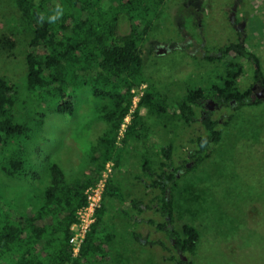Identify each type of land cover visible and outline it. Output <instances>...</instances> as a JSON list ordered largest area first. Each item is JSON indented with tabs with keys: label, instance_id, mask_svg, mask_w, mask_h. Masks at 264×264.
Returning a JSON list of instances; mask_svg holds the SVG:
<instances>
[{
	"label": "rangeland",
	"instance_id": "374dc122",
	"mask_svg": "<svg viewBox=\"0 0 264 264\" xmlns=\"http://www.w3.org/2000/svg\"><path fill=\"white\" fill-rule=\"evenodd\" d=\"M238 1L236 5L235 0H167L164 15L154 20L150 37L143 45V72L153 81L155 91L168 95L171 112L164 116L146 106L141 109L139 120L148 124L150 133L143 141L130 138L122 153L115 177V184L121 188L120 200L107 198L104 214V226L115 238L106 260L97 264H176L168 259L170 256L191 258L193 264H264V103L240 110H236V104H212L222 139L213 146L208 159L184 176L178 174L175 226L180 229L182 223L188 222L199 229L201 238L193 256L175 250L167 233L149 223V219H158L156 211L146 209L139 214L130 206L133 198L150 205L157 194L144 184L149 178L142 170V162L148 156L158 169L164 160L161 149L165 143L174 144V166L194 165L190 154L197 147L195 139L206 134L204 108L196 107L195 121L189 124L172 110L187 89L207 87L224 73L222 63L208 61L205 56L214 55L228 42L240 41L238 30L230 22L235 8L239 9L235 16L245 34L241 41L259 55L264 71V0ZM242 11L246 19L240 18ZM127 30V26L122 27L123 32ZM32 35V26L21 15L15 0H0V74L16 84L25 100L15 107L16 116L34 126L40 114L44 115L38 131L6 147L10 154L20 147L25 151L22 177L8 181L0 173V194L7 193L9 205L21 212L40 203L51 181L54 162L74 180L87 169L90 151L100 145L103 134L111 133L110 125L97 117L95 107L100 101L97 98L92 103L91 89L76 93L74 114L49 110L47 101L41 103L27 91L26 54ZM5 38H12V48L4 43ZM158 42L165 43L169 50L155 53ZM254 83V68L247 62L238 85L246 89ZM137 233L141 235L139 240L133 235Z\"/></svg>",
	"mask_w": 264,
	"mask_h": 264
},
{
	"label": "trees",
	"instance_id": "16d2710c",
	"mask_svg": "<svg viewBox=\"0 0 264 264\" xmlns=\"http://www.w3.org/2000/svg\"><path fill=\"white\" fill-rule=\"evenodd\" d=\"M166 1L15 0L21 15L33 29L26 54L27 91L35 94L39 102L47 101L49 110L74 114L76 93L91 89L92 103L97 98L100 101L95 107L97 117L110 125L111 133L103 134L100 145L90 151L87 169L74 180L54 162L51 181L40 203L29 207L27 212L15 211L9 205L7 193L0 194V264H97L106 260L115 238L114 233L104 226L106 199L120 200L121 188L115 184V177L129 139L134 137L138 142L143 141L150 133L148 124L139 120L141 109L146 106L163 115L171 112L168 95L155 91L153 81L143 72V45L150 37L154 20L164 15ZM61 9L62 14L51 22L50 18ZM123 26H127L126 32L122 31ZM4 43L11 48L14 46L12 38H5ZM205 58L222 63L224 73L218 74V80H211L207 87L187 89L177 100V108L172 110L174 115L189 124L195 121L196 107L204 108L202 122L206 134L195 139L197 147L190 154L194 165L174 166V144L165 143L161 149L164 160L158 169L148 156L142 162V170L149 178L144 181L145 186L157 191L154 199L150 205L139 198L130 201V206L139 214L144 208H154L163 220L149 219V223L167 233L175 250L192 256L201 238L200 231L188 222L182 223L180 229L175 226L174 204L180 186L178 174L184 176L208 159L213 146L223 136L217 128L219 120L214 119L212 109L205 103L210 100L221 106L236 104V110L264 103L252 86L240 89L238 85L247 62L253 65L255 82L264 85L261 58L248 43L228 42L217 53L206 54ZM141 83H146L147 87L119 145L118 130L133 103L131 91ZM19 103L22 105L25 100L16 84L7 75L0 74V173L8 181L23 176L25 151L20 147L10 154L6 153V147L15 139L38 131L44 119L40 114L34 126L19 121L15 112ZM108 160L115 162L114 173L108 181L97 220L88 232L79 256L74 257L70 238L76 211L86 204L85 190L98 180ZM138 178L143 180L140 176ZM133 235L138 240L141 238L139 233ZM168 259L176 264L194 263L191 258L184 260L181 256Z\"/></svg>",
	"mask_w": 264,
	"mask_h": 264
},
{
	"label": "built area",
	"instance_id": "2783aa9c",
	"mask_svg": "<svg viewBox=\"0 0 264 264\" xmlns=\"http://www.w3.org/2000/svg\"><path fill=\"white\" fill-rule=\"evenodd\" d=\"M147 84L141 83L139 87L132 89V106L128 114L124 117L118 130L117 144L121 145V141L125 137L128 127L132 121L133 113L141 100ZM115 162L108 160L105 168L99 176L98 180L90 185L86 190V204L78 208L76 211V221L72 224V236L70 243L72 244V255L79 256L81 248L86 240L88 232L97 220V212L102 206L104 193L106 191L108 181L114 173Z\"/></svg>",
	"mask_w": 264,
	"mask_h": 264
},
{
	"label": "flooded vegetation",
	"instance_id": "af4514ba",
	"mask_svg": "<svg viewBox=\"0 0 264 264\" xmlns=\"http://www.w3.org/2000/svg\"><path fill=\"white\" fill-rule=\"evenodd\" d=\"M236 2H235V4L237 5V4H239V1L238 0H235ZM243 1V0H242ZM244 2V1H243ZM245 4V3H244ZM243 4V5H244ZM238 10L239 9H237V8H235V11L233 12V15L231 16V18H230V22L233 24V25H235V27H236V29L238 30V37L240 38V41L239 42H243V41H241V38L243 37V36H245V34L243 33V31H242V29H243V25H241L240 23H239V20H238V18L235 16V14L238 12ZM192 12H194L193 10H192ZM244 11H242V15H241V19H246V13H243ZM196 42V41H195ZM197 43V42H196ZM198 44V43H197ZM201 45L204 47L205 46V39L202 41V43H201ZM169 50V47L165 44V43H162V42H158V43H156L155 45H154V49H153V51L155 52V53H157V54H159V53H161V52H167ZM151 50H149V52H150ZM256 83H259V82H255L254 84H256ZM260 84V83H259ZM211 102V101H210ZM210 102H206L205 103V105H206V107L208 106V105H212V104H216L217 106H221V105H219L217 102H214V101H212L211 103Z\"/></svg>",
	"mask_w": 264,
	"mask_h": 264
},
{
	"label": "water",
	"instance_id": "95a60500",
	"mask_svg": "<svg viewBox=\"0 0 264 264\" xmlns=\"http://www.w3.org/2000/svg\"><path fill=\"white\" fill-rule=\"evenodd\" d=\"M252 90L255 92L256 96L264 101V85L261 83H256L252 86ZM209 109H213V105H208L207 106ZM184 260H187V258H183Z\"/></svg>",
	"mask_w": 264,
	"mask_h": 264
},
{
	"label": "clouds",
	"instance_id": "9594fccd",
	"mask_svg": "<svg viewBox=\"0 0 264 264\" xmlns=\"http://www.w3.org/2000/svg\"><path fill=\"white\" fill-rule=\"evenodd\" d=\"M62 14V9L59 11V13L57 15H53L51 18H50V21L51 22H54L56 19H58V16ZM43 19V14H41V20Z\"/></svg>",
	"mask_w": 264,
	"mask_h": 264
},
{
	"label": "crops",
	"instance_id": "0c3cea01",
	"mask_svg": "<svg viewBox=\"0 0 264 264\" xmlns=\"http://www.w3.org/2000/svg\"><path fill=\"white\" fill-rule=\"evenodd\" d=\"M117 173V172H116ZM148 209V208H147ZM146 210V208H144V211ZM151 211H155V209L154 208H152L151 209ZM160 214L158 213V215H157V217H158V219L157 220H155V217L153 218L156 222H159L160 221V216H159ZM135 222H136V220H135ZM145 241V240H144ZM145 243V242H144Z\"/></svg>",
	"mask_w": 264,
	"mask_h": 264
}]
</instances>
